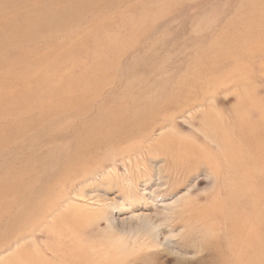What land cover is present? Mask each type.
I'll return each mask as SVG.
<instances>
[{
    "label": "rangeland",
    "instance_id": "obj_1",
    "mask_svg": "<svg viewBox=\"0 0 264 264\" xmlns=\"http://www.w3.org/2000/svg\"><path fill=\"white\" fill-rule=\"evenodd\" d=\"M80 96L155 125L82 156ZM262 116L264 0H0V264H222Z\"/></svg>",
    "mask_w": 264,
    "mask_h": 264
},
{
    "label": "bare ground",
    "instance_id": "obj_2",
    "mask_svg": "<svg viewBox=\"0 0 264 264\" xmlns=\"http://www.w3.org/2000/svg\"><path fill=\"white\" fill-rule=\"evenodd\" d=\"M73 85H74V83H72V86ZM81 85H83V84H81ZM83 90H85V87H80V95H82L81 92L83 93ZM89 101H91V100L89 99ZM85 102H86V99H81V96H80V113H79L80 115L77 114L80 117H84V116L90 114L91 111H92V105H90V106L88 105L90 102L87 105H86ZM140 102H142V101H140ZM112 107H113V109H110ZM75 108H77V107H75ZM64 109H66V107ZM94 111H95V114H94V116H92L93 119H92L90 124H88V125L84 124L83 126L82 125H78L77 126L78 127L77 130H80L79 137H78L77 141L80 143V155H82V156H84V155H94V153L97 152V151H100V149H107V148H111L112 146L115 149H117V146L120 143H122L124 141H127L131 135H135L137 133H142L144 130L145 131L151 130L154 127L155 124L150 126V127H148V128H146V125H144V124L142 125L141 121L144 120V119L149 118L152 114H154V116L157 115L156 114L157 111L155 109H153L152 106L149 103H145L144 106L142 108H140L138 102L135 101V100H129L128 102H118V103L114 104L113 106L112 105L111 106H106L104 104H100V106L98 105L96 108H94ZM94 111H92V112H94ZM64 114H66V112ZM171 118H173V117H171ZM171 118H169V119H171ZM245 119H247V118H245ZM263 119H264V117L262 116L257 121V123L254 124V129H256V132L257 133L260 132L259 133V136H260L259 139H256L254 141L255 147L258 149V152H256L255 158H254V160H256L255 165L258 167V170H259V168L261 169L263 167V165H264V153H262L263 151L260 149L261 146L259 145V144H264V120ZM44 120H46V119H44ZM4 122H6V121H4ZM18 124H19V121H18ZM157 125H160V123H158ZM246 128H248L250 130H248L245 135H246V137L251 138V133H252L251 127L248 126ZM14 131H15V129H14ZM14 131H12V132H14ZM5 134H7V133H5ZM109 135H112L113 138L110 139L109 137H111V136H109ZM213 141H215V140H213ZM172 144L173 143H171V145ZM101 146L103 148H101ZM168 148L170 149V147H168ZM169 151H173V150L171 149ZM74 154H75V156L77 158V153H74ZM168 154H170V153H168ZM237 156H239V154ZM80 157H79V159H80ZM71 158H73V157H71ZM68 160H67V162H68ZM77 161H78V158H77ZM80 162H79V164H80ZM245 167H246V165H245ZM66 168H68V167H66ZM256 171H257V169H256ZM66 172H68V171H65L64 173H66ZM66 174H69V173H66ZM232 182H234V181H232ZM261 182L262 181L260 179L254 178V177H250V182L249 183H247V177H245L244 179L238 180V183L236 182L237 185L235 187V190L232 191V192H236V194L233 196V198H234L235 201H237V204H238L239 198L241 197V191H245L246 192V191H248V189H251L253 191L258 192V196L259 197H257V198L264 199V194H260L259 193L260 190L264 191V187H262L263 184H261ZM240 189H241V191H240ZM240 200H242V198ZM247 201L248 202L245 204L244 209H243L245 211L249 210L254 205V202L250 201V199L247 200ZM211 202L214 203L213 201H211ZM218 207H219V205H218ZM238 210H240V209H238ZM259 214L263 216V218L261 220H260V217H259L260 215ZM216 215H217V212H216ZM239 215H240V219L237 218L236 219L237 221L234 222V223L232 222L233 224H231V229L232 230L234 229V231H231V230L228 229V231H226L227 233H225V235H227L229 233V235H227V236H229V238H225L224 243L219 244V246H218L219 248L217 247L218 249H220V251H219L220 253H219L218 256H220V258L222 259L221 260L222 264H254L257 261V259H258V257H256L255 255L259 256L258 254H260V251H261L259 245L261 243L264 244V229H261L262 227H260V223H261V225H264V212L260 213V212H258L257 209H253L252 210V214H250V215H246L245 216V214H242V213H240ZM263 228H264V226H263ZM261 230H263V231H261ZM262 247H264V246H262ZM262 250H264V248ZM254 253H258V254H255L253 256V259L251 257L252 261H248L249 259L248 260L244 259V260H246L248 262L241 261V260H243V255L244 254L249 257V255H253ZM230 255L234 256V258L236 260L235 263H233L232 261H231V263L229 262V260L231 259ZM247 256H245V257H247ZM234 258H233V260H234ZM259 261H261V260H259Z\"/></svg>",
    "mask_w": 264,
    "mask_h": 264
}]
</instances>
